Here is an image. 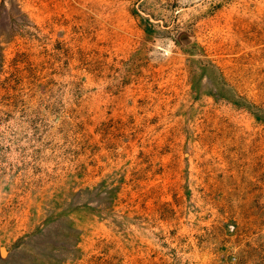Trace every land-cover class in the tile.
I'll return each mask as SVG.
<instances>
[{"label": "rangeland", "instance_id": "obj_1", "mask_svg": "<svg viewBox=\"0 0 264 264\" xmlns=\"http://www.w3.org/2000/svg\"><path fill=\"white\" fill-rule=\"evenodd\" d=\"M0 264H264V0H0Z\"/></svg>", "mask_w": 264, "mask_h": 264}, {"label": "water", "instance_id": "obj_2", "mask_svg": "<svg viewBox=\"0 0 264 264\" xmlns=\"http://www.w3.org/2000/svg\"><path fill=\"white\" fill-rule=\"evenodd\" d=\"M1 252L3 253V248H1Z\"/></svg>", "mask_w": 264, "mask_h": 264}]
</instances>
